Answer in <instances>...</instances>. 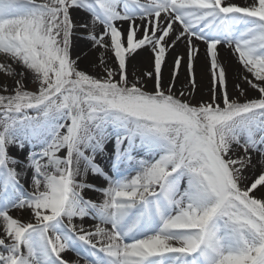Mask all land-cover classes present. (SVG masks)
<instances>
[{"label": "snow or ice", "instance_id": "obj_1", "mask_svg": "<svg viewBox=\"0 0 264 264\" xmlns=\"http://www.w3.org/2000/svg\"><path fill=\"white\" fill-rule=\"evenodd\" d=\"M81 262L264 264V0H0V264Z\"/></svg>", "mask_w": 264, "mask_h": 264}, {"label": "bare ground", "instance_id": "obj_2", "mask_svg": "<svg viewBox=\"0 0 264 264\" xmlns=\"http://www.w3.org/2000/svg\"><path fill=\"white\" fill-rule=\"evenodd\" d=\"M79 52V48H76V49H74V53L76 54V53H78ZM223 55H225V56H227V51L226 50H224L223 51ZM236 67H238V65H235ZM231 87H232V81L230 80L229 81V88L231 89ZM27 186V185H26ZM97 195H99V194H97ZM13 215H15V213H13ZM93 222L92 221H86V223H85V226L86 227H88L89 225H91ZM73 258H75V256H74V254H70ZM83 262H81V264H82Z\"/></svg>", "mask_w": 264, "mask_h": 264}, {"label": "rangeland", "instance_id": "obj_3", "mask_svg": "<svg viewBox=\"0 0 264 264\" xmlns=\"http://www.w3.org/2000/svg\"><path fill=\"white\" fill-rule=\"evenodd\" d=\"M75 54V53H74ZM83 66V65H82ZM83 264V263H82Z\"/></svg>", "mask_w": 264, "mask_h": 264}]
</instances>
